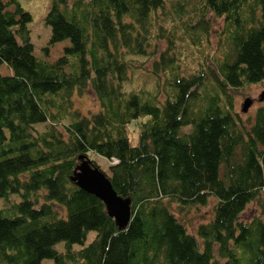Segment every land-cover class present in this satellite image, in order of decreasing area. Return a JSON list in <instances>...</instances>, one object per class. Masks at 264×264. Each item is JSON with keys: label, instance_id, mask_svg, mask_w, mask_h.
Here are the masks:
<instances>
[{"label": "trees", "instance_id": "trees-1", "mask_svg": "<svg viewBox=\"0 0 264 264\" xmlns=\"http://www.w3.org/2000/svg\"><path fill=\"white\" fill-rule=\"evenodd\" d=\"M50 2L42 53L69 43L52 64L33 55L30 14L18 0H0V68L11 72L0 74V199H19L0 210V264H264V205L240 220L264 194V104L247 128L233 108L234 92L264 82V0H201L187 29L207 34V16L223 18L227 51L188 76L173 39L154 30L165 0ZM160 39L166 49L151 64L156 95L125 91L129 58L154 57ZM88 88L98 112L84 116L73 98ZM90 154L112 163V189L130 200L124 230L70 181ZM210 198L211 220L188 234L171 206L181 214Z\"/></svg>", "mask_w": 264, "mask_h": 264}, {"label": "rangeland", "instance_id": "rangeland-1", "mask_svg": "<svg viewBox=\"0 0 264 264\" xmlns=\"http://www.w3.org/2000/svg\"><path fill=\"white\" fill-rule=\"evenodd\" d=\"M7 4L9 0H2ZM21 7L30 14L31 23L28 25L30 31V43L33 46V55L47 63H54L62 57L63 50L69 46L68 41L58 43L48 48V55L44 56L42 49L47 46L50 38V29L45 26L44 18L50 8V0H18ZM13 12V7L7 9ZM201 0H165L164 9L158 12L159 16L155 23L154 30L157 31L159 26L164 31L163 38L171 37L175 45V55L177 63L180 66L181 74L188 76L204 70L213 68L214 65L222 59L223 54L227 51L224 34V19L215 18L212 15L207 16L209 25L207 34H199L192 36V31L187 29L191 23H195L201 12ZM158 25V26H157ZM192 37L193 40H190ZM153 45L156 46V55L154 57H130L132 72L129 80L124 85L125 91L143 93V96L151 99L156 95L157 82L151 75V64L157 60L159 55L166 49V40H155ZM67 71V69H65ZM2 76L11 75V72L5 67L0 68ZM164 82L163 76L160 77V83ZM264 93V82L257 85L246 86L243 89L233 93V108L241 120L245 122L251 121L255 111L264 104L260 101V96ZM164 97L162 94L158 96V101L162 102ZM245 100L251 102L247 112L242 113V106ZM74 108L78 109L82 115L89 116L98 112V104L93 91L88 88L80 96L73 98ZM137 122L130 124L127 128V136L130 145L134 146L137 142ZM47 125H37L35 129L38 132L45 130ZM89 160L107 176L110 177L109 167L112 163L93 154L89 155ZM18 198L11 196L8 200L0 199V210L9 209L10 206L18 202ZM216 201L210 198L206 207L187 208L181 214L178 213L174 205L171 206L173 215L184 225L186 231L190 235H195L198 225L208 223L213 215V206ZM260 203L264 205V194L261 202H252L247 205L245 211L240 215V220L244 223L250 222L254 217L261 214ZM61 214L63 212L59 210ZM95 237V233L90 232L86 236L84 247L87 246ZM80 247L75 246L73 249L78 250ZM54 249L59 252H64L63 243L57 244ZM41 264H52L50 260H43Z\"/></svg>", "mask_w": 264, "mask_h": 264}, {"label": "water", "instance_id": "water-1", "mask_svg": "<svg viewBox=\"0 0 264 264\" xmlns=\"http://www.w3.org/2000/svg\"><path fill=\"white\" fill-rule=\"evenodd\" d=\"M264 101V93L260 96ZM251 102L245 100L242 113H246ZM79 164L73 171L70 181L81 191L98 199L105 207L109 218L113 219L118 230H124L131 218L130 200L118 196L112 189L109 177L98 167L92 165L90 160L80 157Z\"/></svg>", "mask_w": 264, "mask_h": 264}]
</instances>
